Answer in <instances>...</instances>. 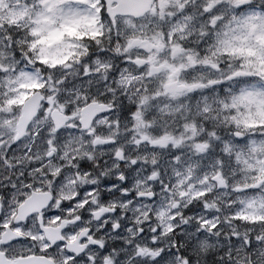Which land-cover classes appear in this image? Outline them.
Returning a JSON list of instances; mask_svg holds the SVG:
<instances>
[{
    "label": "snow or ice",
    "instance_id": "obj_1",
    "mask_svg": "<svg viewBox=\"0 0 264 264\" xmlns=\"http://www.w3.org/2000/svg\"><path fill=\"white\" fill-rule=\"evenodd\" d=\"M0 264H264V0H0Z\"/></svg>",
    "mask_w": 264,
    "mask_h": 264
}]
</instances>
